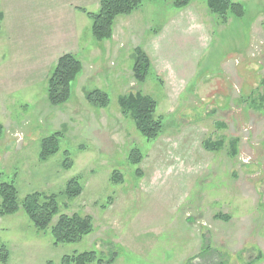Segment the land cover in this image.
Listing matches in <instances>:
<instances>
[{
    "label": "rangeland",
    "instance_id": "rangeland-1",
    "mask_svg": "<svg viewBox=\"0 0 264 264\" xmlns=\"http://www.w3.org/2000/svg\"><path fill=\"white\" fill-rule=\"evenodd\" d=\"M236 1L245 14L224 24L207 0L146 1L98 41L80 0H0V171L20 201L79 177L82 193L60 194V212L94 223L82 240L55 244L23 208L0 216V264H61L89 250L110 264H264V0ZM72 51L82 72L70 99L52 105L48 79ZM136 51L151 63L144 83ZM94 89L109 94L107 108L84 100ZM137 91L158 103L155 140L119 108ZM55 133L60 149L43 161L41 139Z\"/></svg>",
    "mask_w": 264,
    "mask_h": 264
},
{
    "label": "trees",
    "instance_id": "trees-1",
    "mask_svg": "<svg viewBox=\"0 0 264 264\" xmlns=\"http://www.w3.org/2000/svg\"><path fill=\"white\" fill-rule=\"evenodd\" d=\"M146 1H165V0H100V7L97 12H89L80 8L92 20V34L99 41L110 39L113 35V28L116 17L119 15H129L139 9ZM172 1L175 8H183L191 0H166ZM207 6L211 14L217 16L219 22L224 24L229 16L236 18L242 17L246 9L241 1L236 0H207ZM4 14L0 12V21ZM141 49H139L140 51ZM136 51V63L134 76L139 83H144L151 71L149 57ZM81 61L72 53L62 55L49 79H48V100L52 105L65 104L71 97L72 83L82 72ZM86 99L96 108H107L110 103L109 94L101 89H94L86 92ZM118 105L124 116L131 119L137 129L149 141L155 140L164 131V120L161 115H157V101L148 94L141 91L136 93L122 94L118 98ZM2 125L0 124V132ZM59 133L51 137H45L41 141V160H46L60 149ZM224 141H220L223 144ZM235 145V144H234ZM234 155L233 151H229ZM68 153V152H66ZM130 156L132 163H138L141 159L139 148L132 149ZM69 160V159H68ZM64 162V165L68 163ZM69 162H71L69 160ZM70 163H68V166ZM82 185L79 177L68 181L66 189L60 194L68 198H74L82 193ZM60 194H45L34 192L19 200V191L13 181L3 178L0 171V216L10 215L23 208L30 219L31 224L38 232H46L49 228L54 236L55 244L78 242L94 230L93 218L85 213L66 214L60 212ZM64 196V197H65ZM58 217L56 223H51L54 217ZM0 260L8 261L9 253L5 247L0 249ZM114 257L109 260L103 259L94 250L75 252L62 257L61 264H110ZM53 264V263H51Z\"/></svg>",
    "mask_w": 264,
    "mask_h": 264
},
{
    "label": "crops",
    "instance_id": "crops-1",
    "mask_svg": "<svg viewBox=\"0 0 264 264\" xmlns=\"http://www.w3.org/2000/svg\"><path fill=\"white\" fill-rule=\"evenodd\" d=\"M77 10L80 12V8H85L87 9V11H98L99 7H100V0H80V2H78V4H76ZM79 8V9H78ZM82 12V11H81ZM83 14H86L84 12H82ZM87 15V14H86ZM88 16V15H87ZM89 17V16H88ZM4 18V16H3ZM2 18V19H3ZM90 18V17H89ZM91 20V19H90ZM74 41L77 42V44H73V46L79 45L78 41H77V37L73 39ZM74 51H72L73 53ZM85 94V93H84ZM85 98V95H84ZM87 103H89L86 99H84ZM82 109V108H81Z\"/></svg>",
    "mask_w": 264,
    "mask_h": 264
}]
</instances>
